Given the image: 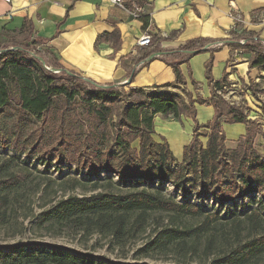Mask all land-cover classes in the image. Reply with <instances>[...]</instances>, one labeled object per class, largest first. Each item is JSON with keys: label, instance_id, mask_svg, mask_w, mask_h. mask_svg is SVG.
Listing matches in <instances>:
<instances>
[{"label": "trees", "instance_id": "1", "mask_svg": "<svg viewBox=\"0 0 264 264\" xmlns=\"http://www.w3.org/2000/svg\"><path fill=\"white\" fill-rule=\"evenodd\" d=\"M30 34L29 29L28 36ZM206 43L208 41L204 39L193 40L183 45L180 50L186 55H189L188 52H196L194 55H197ZM229 46L234 50L241 49L243 53L255 55L250 62V68L264 66V47L259 40L247 41L244 46L234 43ZM14 47L17 49H13ZM26 47L28 45L24 43H11L0 48V146L7 145L14 153L25 154L35 145L29 128L44 123L46 115L53 110L55 101L62 99L68 107L78 99V103L86 109L95 130L83 142L91 155L84 156L75 166L83 167L92 175L99 172L116 175L121 182L172 184L180 190H184L185 176L191 175L193 184L201 188L207 187L221 205L259 194V207L247 214L245 219L254 225L256 219L260 218V212L264 209V156H259L253 150L257 130L252 128V122L247 115L216 95V92L222 90L226 76L219 81H213L209 70L210 60L205 68L206 81L211 84L212 91L206 105L212 107L213 117L207 126L208 134L203 145L198 134L203 126L197 123L195 110V105H203L201 100H193L189 96L188 104H185L177 94H161L141 89L123 92V87L112 86L107 89L87 87L78 75L71 77L63 71L55 74L44 69L35 57L29 55ZM188 60L189 58L180 63L167 64L172 68L177 85L184 84L179 67ZM52 63L57 67L56 70H62L57 62ZM260 114L264 119L263 106ZM158 115L175 120L180 115H185L194 124L192 139L184 147L182 161L175 170L170 168L174 158L167 142L163 138L159 142L154 140V118ZM236 124L247 127L244 141L235 149H227L223 126ZM103 128L110 129L112 135L111 147L106 151L95 147L96 143L101 145L105 140L102 134L97 139H101L100 142L96 141V131ZM62 136L64 131L60 130L59 137ZM12 186L13 183H0V189L7 190ZM150 212L171 213L179 218L205 217L213 223L220 220L217 214H204L198 205L178 203L170 197L165 198L160 189L150 193L142 190L126 195L102 193L90 197H70L59 202L46 214L47 219H52L55 224H69L74 227L102 228L111 223V226L105 227L106 230L119 235L124 231V222L132 214L138 213V218L142 219ZM204 231L203 227L183 231L164 229L157 233L149 247L166 250L174 245L182 251L183 243ZM262 253L264 236L256 245L234 248L209 264H249ZM86 258L36 250L31 254L0 253V264H106Z\"/></svg>", "mask_w": 264, "mask_h": 264}, {"label": "rangeland", "instance_id": "2", "mask_svg": "<svg viewBox=\"0 0 264 264\" xmlns=\"http://www.w3.org/2000/svg\"><path fill=\"white\" fill-rule=\"evenodd\" d=\"M11 43L28 45L26 49L29 55L44 61V65L41 64L43 68L56 70L57 67L52 63L57 62L56 59L37 40L30 37L21 39L18 36L0 39V48ZM240 57L237 68L230 69L232 78L229 81L226 78L222 90L216 92V95L248 116L252 128L257 130L253 150L263 157L264 119L260 108L264 107V66L250 68V62L255 57L252 53L242 52ZM81 82L94 88L83 78ZM127 91L128 89H124L123 92ZM177 95L187 101L189 94L181 90ZM189 96L193 100H201L203 106L207 102L195 93H190ZM209 119L202 118L200 123L203 128L198 130L199 140L203 145L208 134ZM176 120L168 117L163 125H170ZM36 125L29 128L35 145L25 154L14 153L7 145L0 146V183L14 184L7 190L0 189V253L31 254L36 250H44L48 253L73 254L78 258L86 256V260L93 259L106 264H209L234 248L256 245L264 236V209L254 225L245 219L247 214L259 207V194L221 205L207 187L194 185L191 175L185 176L184 190H180L172 184L121 182L116 175L103 172L92 175L83 167L75 166L84 156L91 155L83 142L95 130L86 109L78 103V99L68 107L62 99H57L44 123ZM246 129L245 125H224L226 148L235 149L241 145ZM60 130L64 131L62 138L59 137ZM96 134V141L102 134L105 136L101 145L96 143L97 149L106 151L111 147L110 129H98ZM183 139L181 131L170 135L169 145L174 158L170 165L172 170L182 161L183 147L180 143ZM154 140L159 142V136H154ZM11 178L14 180H10ZM156 189L162 190L165 198L170 197L178 203L198 205L204 214H217L220 220L213 223L205 217L179 218L163 212H150L139 219L138 213H134L124 222L122 234L115 235L105 228L111 226V223L102 228L74 227L55 224L52 219H47L46 213L70 197H90L102 193L126 195L142 190L150 193ZM202 227L205 231L183 243L182 251L174 245L166 250L149 247V243L161 230L172 228L183 231ZM249 264H264V253Z\"/></svg>", "mask_w": 264, "mask_h": 264}, {"label": "crops", "instance_id": "3", "mask_svg": "<svg viewBox=\"0 0 264 264\" xmlns=\"http://www.w3.org/2000/svg\"><path fill=\"white\" fill-rule=\"evenodd\" d=\"M131 4L143 8L139 19H132L109 0H11L10 4L0 0V39L37 40L62 70L100 86L161 94L184 90L206 101L212 91L206 81V63L211 61L213 81L224 75L229 81L230 69L237 68L242 54L229 45L244 38L264 43V0H127L125 5L129 8ZM144 33L151 36L152 43L137 47L136 41ZM197 39L208 41L201 53L191 57L180 50ZM188 58L179 67L184 84L177 85L167 64ZM165 85L174 87L162 88ZM195 110L199 125L202 118L212 120V107L195 105ZM158 116L154 118L155 136L170 148V135L181 131L183 156L193 136L192 120L180 115L175 123L163 125L168 117Z\"/></svg>", "mask_w": 264, "mask_h": 264}, {"label": "built area", "instance_id": "4", "mask_svg": "<svg viewBox=\"0 0 264 264\" xmlns=\"http://www.w3.org/2000/svg\"><path fill=\"white\" fill-rule=\"evenodd\" d=\"M5 3H8L10 4L11 3V0H3ZM110 3H112L113 5L121 8V9H124L128 15L132 18V19H139L142 15V12H143V8L137 4H131V6L129 8L126 7V1L127 0H109ZM231 7V5H230ZM237 19H239L238 17H234V20L237 21ZM152 43V38L149 34L147 33H144L142 34V36L140 38H138V40L136 41V46L137 47H148L150 46ZM247 43V41L245 40H241L239 41V46H244L245 44ZM263 46H264V43H263ZM46 70L50 71V72H54V71H51L52 69H49L47 67H44Z\"/></svg>", "mask_w": 264, "mask_h": 264}, {"label": "water", "instance_id": "5", "mask_svg": "<svg viewBox=\"0 0 264 264\" xmlns=\"http://www.w3.org/2000/svg\"><path fill=\"white\" fill-rule=\"evenodd\" d=\"M188 54H189V55H194V54H196V52H188ZM37 59L40 61L41 64L44 65V61H43L41 58H37ZM51 71H54V72H52V73H55V74L61 73V72L63 71L65 74H67V75H69V76H71V77H74V76H75V74L70 73V72H67V71H64V70H51ZM85 81L88 82V83H90V84H91L92 86H94L95 88H102V89H107V88H109V86H100V85L94 84V83H92V82H90V81H88V80H85ZM112 87H114V86H112Z\"/></svg>", "mask_w": 264, "mask_h": 264}]
</instances>
